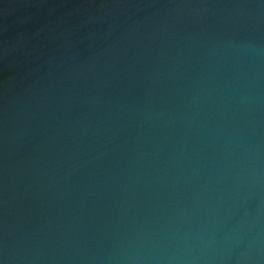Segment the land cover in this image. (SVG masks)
I'll use <instances>...</instances> for the list:
<instances>
[{
	"label": "water",
	"instance_id": "obj_1",
	"mask_svg": "<svg viewBox=\"0 0 264 264\" xmlns=\"http://www.w3.org/2000/svg\"><path fill=\"white\" fill-rule=\"evenodd\" d=\"M0 264H264V0H0Z\"/></svg>",
	"mask_w": 264,
	"mask_h": 264
}]
</instances>
